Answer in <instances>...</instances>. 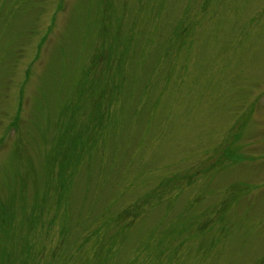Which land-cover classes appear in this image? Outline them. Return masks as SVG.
<instances>
[{"label": "rangeland", "instance_id": "374dc122", "mask_svg": "<svg viewBox=\"0 0 264 264\" xmlns=\"http://www.w3.org/2000/svg\"><path fill=\"white\" fill-rule=\"evenodd\" d=\"M113 6L0 0V264H264V0Z\"/></svg>", "mask_w": 264, "mask_h": 264}, {"label": "trees", "instance_id": "16d2710c", "mask_svg": "<svg viewBox=\"0 0 264 264\" xmlns=\"http://www.w3.org/2000/svg\"><path fill=\"white\" fill-rule=\"evenodd\" d=\"M120 23L121 22H117V18L114 16L113 0H102V7L99 11V31H100L99 36L101 37L104 34L113 31V27L116 30V28L119 26ZM97 57L101 59V57L96 55H94L92 58L96 59ZM102 57L106 58V55ZM29 74L30 71L27 72V77H29ZM242 116L243 114L241 115V117ZM200 174H203V172H200ZM197 175H199L198 172L196 176Z\"/></svg>", "mask_w": 264, "mask_h": 264}]
</instances>
